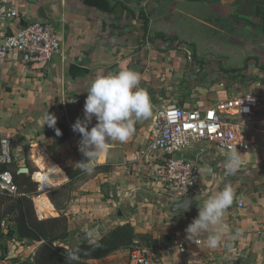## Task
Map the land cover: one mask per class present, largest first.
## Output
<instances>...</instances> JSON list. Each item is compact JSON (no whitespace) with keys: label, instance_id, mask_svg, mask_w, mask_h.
<instances>
[{"label":"crops","instance_id":"1","mask_svg":"<svg viewBox=\"0 0 264 264\" xmlns=\"http://www.w3.org/2000/svg\"><path fill=\"white\" fill-rule=\"evenodd\" d=\"M109 1L118 4L112 13L87 6L84 0H12L19 19L10 23V32L35 22L51 23L61 41V52L45 66L10 58L0 68V136L17 145L16 149L11 145L13 162L22 166L30 150L34 163L24 162L30 161L37 169L47 163L48 170L58 171L61 182L54 184L53 191L68 183L64 168L76 167L85 159L78 150L81 135L73 132L72 125L84 119L91 82L97 75L128 69L139 72L140 87L147 90L154 106L153 115L135 125L126 143H112L91 175L75 179L65 209L69 237L62 244L75 249L97 243L115 227L129 223L137 234L158 240L161 264H264L263 148L241 154L246 166L235 175L225 174L226 157H219L210 145L187 152L189 159L206 170L190 201L191 211L184 213L177 212L175 205L185 199L172 197L154 182L153 165L142 159L157 109L167 104L206 109L236 97H229L227 90L215 94L220 91L217 86L205 91L181 86L186 66L230 62L242 69L239 73L247 65L249 73L264 79V0ZM47 112L57 118V124L68 127L70 135L64 142L46 137L52 128L43 118ZM260 122L264 124V117ZM96 123L93 117L89 130ZM260 129L262 145L264 125L259 124ZM14 152L23 153L22 158L14 157ZM99 166L107 169L98 172ZM227 184L234 188L235 198L224 222L240 235L233 240L226 234L220 247L210 249L205 243L207 233L189 239L186 229L204 201ZM33 201L39 217H59L48 193ZM169 246L184 251L168 252ZM37 247L32 244L30 248L34 252ZM129 251L121 249L96 264H129Z\"/></svg>","mask_w":264,"mask_h":264},{"label":"built area","instance_id":"2","mask_svg":"<svg viewBox=\"0 0 264 264\" xmlns=\"http://www.w3.org/2000/svg\"><path fill=\"white\" fill-rule=\"evenodd\" d=\"M19 19L12 0H0V68L10 58L26 65L45 66L61 52V41L51 23L35 22L10 32V23ZM259 99L246 94L220 101L206 109H187L167 104L156 110L149 135V144L142 159L153 165L152 177L175 198L192 200L196 195L205 167L185 154L199 145H210L219 157H226L229 148L241 154L251 151L252 122L259 110ZM13 162L11 141L0 136V165ZM35 176L40 194L50 193L60 183L58 177L42 168ZM210 172H213L211 170ZM38 175L43 176L39 179ZM0 194L22 196L10 171L0 173ZM38 195V196H39ZM37 196L33 197L36 198ZM243 207V203L239 204ZM39 217V216H38ZM39 219L43 220L42 217ZM5 227V222L1 224ZM160 246L136 245L131 248L129 264H161ZM179 246H169L168 252Z\"/></svg>","mask_w":264,"mask_h":264},{"label":"clouds","instance_id":"3","mask_svg":"<svg viewBox=\"0 0 264 264\" xmlns=\"http://www.w3.org/2000/svg\"><path fill=\"white\" fill-rule=\"evenodd\" d=\"M141 74L134 70H121L117 74L97 75L87 91L84 105V119H77L72 130L81 135L78 150L85 158L78 162L81 172L91 175L95 163L101 159L114 142L126 143L135 133V125L153 115V104L146 89L140 87ZM93 117L97 120L89 130L88 125ZM45 124L55 127L57 118L45 113ZM57 135L60 130L57 128ZM244 155L236 148H229L224 162L225 174L235 175L246 166ZM235 191L231 184L225 185L222 191L206 199L199 213L187 227L188 238L207 233L205 241L210 249L222 245L226 234L231 239L239 237L240 232H231L230 226L224 222L225 213L233 205ZM199 242V241H197ZM77 253H68L69 264L78 261Z\"/></svg>","mask_w":264,"mask_h":264},{"label":"trees","instance_id":"4","mask_svg":"<svg viewBox=\"0 0 264 264\" xmlns=\"http://www.w3.org/2000/svg\"><path fill=\"white\" fill-rule=\"evenodd\" d=\"M84 4L105 13L116 11L118 6V4L111 5L109 0H84ZM57 128L60 130V135H57ZM69 135L70 131L66 125L56 124L47 132L46 137L54 138L56 142H64ZM26 168L29 169V173L22 174L19 173L20 167L15 162L0 165V173L10 171L13 174L19 193L22 194L17 198L3 195L8 199L0 205V242L12 239L40 244L33 260H15L13 264H69L67 254L70 252L77 253L79 257L78 261H73L71 264H96V261L121 249H131L136 245L159 246L158 240L149 235L137 234L129 223L115 227L97 243H84L75 249L64 246L62 242L69 237L66 205L71 199L75 179L84 173L80 171L78 165L64 168L63 171L69 182L49 193L59 217L41 220L37 218L33 201V197L39 195L38 183L35 180L39 170L30 161H27ZM105 169H107L105 166L96 168L98 172ZM49 173L54 177L58 175L55 169H50ZM38 177L41 179L43 176L38 175ZM61 196L65 203L59 204L58 198ZM3 222H5L4 228L1 227Z\"/></svg>","mask_w":264,"mask_h":264},{"label":"rangeland","instance_id":"5","mask_svg":"<svg viewBox=\"0 0 264 264\" xmlns=\"http://www.w3.org/2000/svg\"><path fill=\"white\" fill-rule=\"evenodd\" d=\"M193 50V49H189ZM189 56H186V60H188ZM231 60H233L231 58ZM230 63V62H229ZM223 65V64H190L186 66V74H184V79L180 81L181 86L185 88H193L192 86H195V88H199L202 91H205L207 89L213 88V86H217L220 91H213L215 94L220 93L221 91H226L229 93V97L232 96H241L246 94H252L256 96L259 99L260 106L259 110L256 114V119L253 120L252 125L255 129L250 130V137L252 140H254L252 149L254 151L258 150L260 148H263L264 150V144L260 145V133H263L260 129L258 131V126L264 125L260 121L263 120L264 117V79H259L257 74L249 73V69H247V65H244L245 68H243L244 73H239L242 69H238L236 65L229 64ZM228 66V67H227ZM181 68V67H180ZM247 69V70H246ZM264 75V72L263 74ZM191 77H196L194 79H190ZM217 89V90H218ZM192 90V89H191ZM194 90V89H193ZM257 130V131H256ZM12 145V144H11ZM13 148H17V145L13 143ZM26 156H23V153H17L14 152L15 156L18 157L20 160L22 156L24 157L22 159V162L18 166L21 168H26V163L24 162L25 159H30L33 162L32 154L29 152L30 150H27ZM39 156H42V154L37 151V158ZM42 158V157H41ZM40 159V158H39ZM14 160V159H13ZM27 161V160H26ZM15 162V161H14ZM20 162V161H19ZM16 163V162H15ZM34 163V162H33ZM41 168H46L45 173H47V170L51 168L50 165L46 163L45 165H41ZM39 169V168H38ZM49 171V170H48ZM217 173L219 171L217 170ZM73 192V188H72ZM8 198L3 197V195H0V205L4 203ZM58 203L62 204L65 203L64 198L61 196L58 198ZM37 218L38 214L36 212ZM10 217V216H9ZM8 221V220H6ZM2 244V248L0 249V264H13L15 260H33L35 251L33 252V249H31V245H40L39 243H32L30 241H24V242H18L17 240H2L0 242ZM8 249V254H6V250ZM130 251L127 252V257L129 259Z\"/></svg>","mask_w":264,"mask_h":264},{"label":"water","instance_id":"6","mask_svg":"<svg viewBox=\"0 0 264 264\" xmlns=\"http://www.w3.org/2000/svg\"><path fill=\"white\" fill-rule=\"evenodd\" d=\"M19 173L22 174H27L29 173V169L28 168H21L19 169ZM191 204H190V200L189 199H185L183 201H181L180 203L175 205V209L177 212H189L191 211ZM6 254H8V249L6 250Z\"/></svg>","mask_w":264,"mask_h":264}]
</instances>
